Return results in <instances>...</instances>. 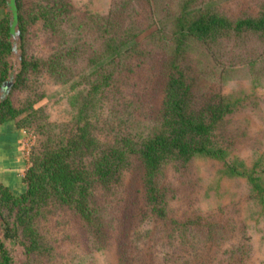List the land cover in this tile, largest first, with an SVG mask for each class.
<instances>
[{
	"label": "rangeland",
	"instance_id": "obj_1",
	"mask_svg": "<svg viewBox=\"0 0 264 264\" xmlns=\"http://www.w3.org/2000/svg\"><path fill=\"white\" fill-rule=\"evenodd\" d=\"M17 2L18 44L5 80L18 113L0 115V186L13 196L24 192L46 138L83 127L102 144L136 142L158 128L173 73L190 86L191 109L217 95L229 109L211 137L223 155L171 160L153 178L164 216L152 210L135 156L116 180L95 185V223L55 200L35 208L27 223L38 243L30 252L16 210L0 203V221L12 230L0 228L10 263L264 264V36L230 30L200 41L182 33L200 13L230 23L256 17L264 0ZM0 20L9 29L7 4ZM21 54L30 65L20 75Z\"/></svg>",
	"mask_w": 264,
	"mask_h": 264
},
{
	"label": "trees",
	"instance_id": "obj_2",
	"mask_svg": "<svg viewBox=\"0 0 264 264\" xmlns=\"http://www.w3.org/2000/svg\"><path fill=\"white\" fill-rule=\"evenodd\" d=\"M7 2L0 0V5L5 6ZM14 3L18 5L17 0ZM42 14L43 18L48 15L46 11ZM49 20V17L46 18V24ZM230 30L235 33L259 32L264 36V8L256 17L238 19L232 23L215 14L200 13L183 26L182 33L189 32L200 41H206L213 39L219 31ZM11 51L7 23L0 20V84L10 69L6 57ZM19 61L21 75L30 63L23 54ZM190 93L184 75L181 72L171 74L164 92L160 126L136 142L121 137L111 144H102L88 135L83 127L76 129L70 136L53 140V143L51 138H46L26 171L24 192L15 197L7 188L0 186V203L12 211L16 210L22 222L25 239L29 241L23 244L26 251L34 250L38 243L27 220L36 211L35 208L49 200L71 206L86 222L95 223V213L99 211L95 185L104 186L116 180L128 165L130 156L137 157L143 165L147 199L152 204V210L158 216H164V208L159 206L160 194L153 181L160 168L171 160L186 162L194 155L216 158L225 153L212 142L211 137L213 124L222 119L229 105L224 104L223 97L217 95V101L209 103L201 111H195L189 106ZM17 113L9 95L0 102L2 117L13 118ZM0 228L12 233L10 224L5 220L0 221ZM0 264H11L1 240Z\"/></svg>",
	"mask_w": 264,
	"mask_h": 264
},
{
	"label": "water",
	"instance_id": "obj_3",
	"mask_svg": "<svg viewBox=\"0 0 264 264\" xmlns=\"http://www.w3.org/2000/svg\"><path fill=\"white\" fill-rule=\"evenodd\" d=\"M7 6H8L9 11H11V23L9 26V34L11 35L12 51H14L16 48V45L18 44L17 43V36L12 35L13 29L15 28L16 23H17V13H16V7H15L14 0H8ZM11 85H12L11 78L6 79L1 83V86H0V102L9 93Z\"/></svg>",
	"mask_w": 264,
	"mask_h": 264
}]
</instances>
